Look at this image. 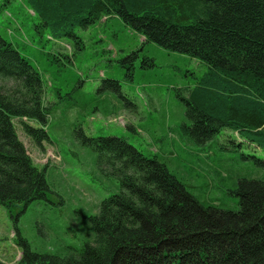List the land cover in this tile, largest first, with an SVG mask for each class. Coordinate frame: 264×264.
<instances>
[{
    "label": "trees",
    "instance_id": "1",
    "mask_svg": "<svg viewBox=\"0 0 264 264\" xmlns=\"http://www.w3.org/2000/svg\"><path fill=\"white\" fill-rule=\"evenodd\" d=\"M24 2L33 14L31 41L58 56L55 46L64 40L72 53L81 50L77 30L116 18L144 41L205 63L204 75L180 97L188 123L179 129L197 148L194 163L217 181L216 189L229 179L236 201L233 208L203 204L164 156H146L123 137L79 130L96 166L116 180V192L87 218L92 238L80 248L36 252L17 236L21 256L14 264H264V0ZM20 50L25 47L0 34V206L7 210L25 209L48 191L45 167L33 164L14 121L41 148L50 142L45 125L52 107L42 76ZM226 131L238 143L229 136L220 143ZM244 147L263 156H245ZM246 158L253 160L247 177L227 165Z\"/></svg>",
    "mask_w": 264,
    "mask_h": 264
},
{
    "label": "rangeland",
    "instance_id": "2",
    "mask_svg": "<svg viewBox=\"0 0 264 264\" xmlns=\"http://www.w3.org/2000/svg\"><path fill=\"white\" fill-rule=\"evenodd\" d=\"M0 5V34L25 47L20 53L42 76L46 104L52 107L45 125L50 142L41 148L21 133L20 121H14L33 164L45 167L48 191L44 200L25 209L0 206L1 262L19 261L17 236L36 252H54L60 246L80 248L92 238L87 218L96 213L102 200L116 192L117 182L96 166V153L81 143L79 130L87 137H123L146 156L158 153L171 170L177 169L179 179L199 202L234 207L236 198L227 190L229 179L223 188H214L217 181H211L194 163L197 148L179 129L188 123L180 97L204 75L205 63L144 41L116 18L77 30L81 50L72 53L64 40L55 46L63 53L58 56L31 41L33 14L24 0H0ZM223 136L220 143L228 136L239 141L231 132H223ZM241 153L263 156L245 147ZM219 154L224 159L237 155L215 156ZM215 156L212 162L217 167ZM252 163L246 158L227 165L247 177L253 171ZM222 168L226 174L227 168Z\"/></svg>",
    "mask_w": 264,
    "mask_h": 264
}]
</instances>
